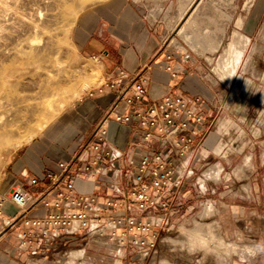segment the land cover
I'll return each instance as SVG.
<instances>
[{
  "label": "rangeland",
  "instance_id": "obj_1",
  "mask_svg": "<svg viewBox=\"0 0 264 264\" xmlns=\"http://www.w3.org/2000/svg\"><path fill=\"white\" fill-rule=\"evenodd\" d=\"M103 2L107 0H0V194L18 182L12 169L26 148L38 144L47 131L54 134L63 111L98 92L99 63L79 51L71 27L81 11ZM189 4L177 27L168 29L166 43L172 44L171 38L183 43L181 50L197 59L206 81L213 102L205 120L206 146L200 147L184 196L168 225L159 230L155 245L130 254L137 253L142 264H197L195 257L204 250L190 247L204 236L210 249L201 264H213L211 255L225 264H264V0H190ZM190 13L198 17L197 29L190 27L178 35ZM216 26H224L221 45L218 42L209 59L204 51L212 48L207 49L204 36ZM233 32L249 38L228 79V69L216 68L222 59L231 62L234 57L225 51ZM196 37L203 38L198 42L192 39ZM196 178L206 186L203 192ZM207 206L213 208L210 215ZM214 221L220 226L212 225ZM226 243L234 245L229 252Z\"/></svg>",
  "mask_w": 264,
  "mask_h": 264
},
{
  "label": "built area",
  "instance_id": "obj_2",
  "mask_svg": "<svg viewBox=\"0 0 264 264\" xmlns=\"http://www.w3.org/2000/svg\"><path fill=\"white\" fill-rule=\"evenodd\" d=\"M178 53L185 52L180 49ZM170 58L168 52L166 59ZM164 67L172 74L177 72L168 61ZM144 79L138 72L130 81L100 82L97 91L111 87L114 100L80 145L79 151L86 150L87 156L81 158L75 153L68 160H59L58 170H45L42 178L30 175L27 183L31 186H38L42 179L49 180L40 189H29L17 182L0 194V233L15 224L20 229V243L28 249L79 235L111 244L118 257L129 247L144 253L155 245L159 230L168 225L171 213L184 196V185L194 172L204 143L205 120L211 113L206 114L204 98L199 94L167 93L147 100ZM109 117L138 126L133 145L154 143L147 150L131 152L126 168L119 162L125 155L124 148L108 139L104 122ZM119 175L126 177L122 190L116 180ZM76 178L102 181L119 194L97 201L91 193L76 189ZM196 182L203 192L206 186L197 178ZM53 189L56 194L49 196ZM7 202L16 210L4 217ZM33 206L41 208V213L27 214ZM84 251L83 246L65 250L64 262L68 263L67 258L74 253L77 258L83 257Z\"/></svg>",
  "mask_w": 264,
  "mask_h": 264
},
{
  "label": "crops",
  "instance_id": "obj_3",
  "mask_svg": "<svg viewBox=\"0 0 264 264\" xmlns=\"http://www.w3.org/2000/svg\"><path fill=\"white\" fill-rule=\"evenodd\" d=\"M189 2L190 0H107L80 12L71 27V37L79 51L98 61L102 77L100 82L109 79L130 81L140 72L145 77L147 100L158 99L167 93H182L186 96L199 94L204 98L203 109L209 114L213 102L211 94L208 89L206 90L202 71L196 64L197 59L187 57L185 53H178L180 48L166 43L169 23L176 20L178 14L187 11V7L191 4ZM180 4L186 5L182 8ZM214 47L217 48L218 45ZM168 52L171 53L170 59H166ZM165 61L176 67L175 74L164 67ZM113 100L114 90L105 86L103 90L82 98L76 105L63 111L59 126L54 128L58 130L54 134L53 131H47L39 138L38 144L28 146L17 160L12 169L14 179L26 188L37 190L49 180L42 179L38 186H31L27 183L30 175L42 178L45 170L56 172L57 162L68 160L75 153L81 158L86 157V150L79 151L81 139L89 137L97 123L107 114ZM104 125L107 128L108 139L124 148L125 155L119 162L125 168L131 152L139 153L154 145L153 142L133 145L138 126L131 122L121 124L109 117ZM212 139V136L209 137L208 142L211 143ZM203 146H206L205 142ZM215 150H218L216 146ZM116 180L121 190L124 189L126 177L119 175ZM74 184L80 192L91 193L97 201L119 194L113 186L102 181L76 178ZM61 188L65 189L63 185ZM55 194V189L48 193L49 196ZM36 207H31L27 214L41 213V208ZM15 210V205L10 202L5 203L4 217H9ZM19 234L20 229L15 224L0 233V264H140V262L142 264L143 262L141 257H137V253L130 254L134 248L129 247L123 256L118 257L111 244L79 235L58 239L51 244L47 243L43 248L35 244L28 249L20 243ZM76 246L85 248L84 256L77 258L74 253L67 258L68 263L64 262L66 256L63 252Z\"/></svg>",
  "mask_w": 264,
  "mask_h": 264
},
{
  "label": "bare ground",
  "instance_id": "obj_4",
  "mask_svg": "<svg viewBox=\"0 0 264 264\" xmlns=\"http://www.w3.org/2000/svg\"><path fill=\"white\" fill-rule=\"evenodd\" d=\"M181 1V0H180ZM220 2V1H219ZM181 3V2H180ZM185 3H186V1H185ZM199 3V2H198ZM181 5V7L183 8V6H185L184 4H180ZM208 7V6H207ZM181 8V9H182ZM188 8V7H187ZM194 8V7H193ZM199 8V7H198ZM200 10V9H199ZM202 10V9H201ZM217 10V9H216ZM219 10V9H218ZM180 11V10H179ZM209 11V10H208ZM211 11V10H210ZM220 11V10H219ZM198 12V11H197ZM186 13V12H185ZM184 12L183 13H181V14H178V18L176 19V20H174V21H172V22H170L169 24H170V28H176L177 27V23H178V19L179 18H181L184 14H185ZM195 13V12H194ZM194 13H190L191 15H189L187 18H185L186 20L184 21V22H182V24L178 27V29H177V34L179 35H182V33L184 32H187V30H188V28H193L194 27V29H195V27H196V29H197V25H199V24H197V19H198V17H196V14H194ZM199 13V12H198ZM214 14H215V12H213ZM212 13V14H213ZM200 14V13H199ZM218 14V13H217ZM201 15V14H200ZM216 15V14H215ZM228 16H229V14H227ZM203 16V15H202ZM211 16V15H210ZM214 16V15H213ZM209 17V16H208ZM220 17V16H219ZM218 16H217V18H219ZM202 18V17H201ZM210 18V17H209ZM213 18V17H212ZM217 18H216V21H217ZM221 18V17H220ZM225 18V17H224ZM175 19V18H174ZM170 20V19H169ZM206 20V19H205ZM182 21V20H181ZM200 21V20H199ZM198 21V22H199ZM208 21V20H207ZM201 22V21H200ZM206 23V22H205ZM199 27V26H198ZM224 27V26H223ZM223 27L221 26V27H219V26H216V28H215V30L213 29L211 32H208L207 33V36L205 37L204 36V40H205V45H207L206 47H207V49H208V46L209 47H212V49L211 50H208V51H204L201 47H200V44H199V46H197V47H199L200 49H202V51H204V52H206L205 53V55H206V58H209V59H212V57L214 56V54H215V48L216 47H214L215 45H218V42L222 39V34H223ZM200 28V27H199ZM212 28V27H211ZM202 30V29H201ZM195 31V30H194ZM216 31V32H215ZM234 31V30H233ZM205 31H203V33H204ZM183 33V34H184ZM189 34V33H188ZM194 34V33H193ZM206 34V33H205ZM191 35L192 34H190V37H191ZM198 35H199V33H198ZM244 35V34H243ZM203 36V35H202ZM183 37V36H182ZM230 37H232L231 38V40L229 41L228 40V46L226 47V49H225V51H226V53L229 55V54H232V55H234V57H233V59H232V61L230 62V61H228L227 62V59H228V57H227V59H222V61L218 64V67L216 68V70H217V72H221V70H223V68H226V69H228V75H227V78L229 79V78H231L232 77V75H233V73H234V71H235V69H236V67H237V62L240 60V58H241V55H242V53H243V47L245 46V45H247V42H248V38L249 37H247V36H242L241 35V33H238V32H233V34H232V36H230ZM200 40L201 38H203V37H196V38H192V39H196L197 41H198V39ZM171 39H173V43L175 44H177V46H178V48H180V49H184V47H185V45L183 44V43H181L180 41H178L177 39H175V38H171ZM191 39V40H192ZM187 40V39H186ZM190 40V39H189ZM202 40V39H201ZM171 41V40H170ZM196 41V43H198ZM193 42V41H192ZM221 42V41H220ZM172 43V44H173ZM194 44V46L195 45H198V44ZM201 43V42H200ZM203 43V42H202ZM192 44V45H193ZM226 44V43H225ZM252 44V43H251ZM221 45V44H220ZM196 47V46H195ZM203 47V46H202ZM205 48V47H204ZM199 50V49H198ZM197 51V50H196ZM200 52V51H199ZM224 54V53H223ZM227 55V56H228ZM226 56V55H225ZM225 56H223V58L225 57ZM226 58V57H225ZM230 58V57H229ZM246 59V58H245ZM217 60V59H216ZM253 60V59H252ZM229 62H230V64H229ZM220 65V66H219ZM246 65V64H245ZM4 72H5V70H4ZM224 72V71H223ZM226 72V71H225ZM224 72V73H225ZM224 73H223V75H224ZM243 73V72H242ZM222 75V74H221ZM220 75V76H221ZM225 77V76H224ZM226 78V77H225ZM6 80L7 79H9L8 77H6L5 78ZM236 85V84H235ZM241 140V139H240ZM248 160V159H247ZM245 162H246V160H245ZM217 165V164H216ZM209 169V168H208ZM210 172H212V171H208V173H210ZM204 173H205V171H204ZM212 174V173H211ZM205 175H206V173H205ZM212 176V175H211ZM214 205V204H213ZM211 206V205H210ZM210 206H207V214H209L210 213V211L213 209L212 207H210ZM216 209V208H215ZM213 211V210H212ZM210 215V214H209ZM192 224V223H191ZM209 224V223H208ZM212 225H214V226H216V227H218V226H220L217 222H213V223H211ZM215 227V228H216ZM210 229V228H209ZM211 230H212V228H211ZM210 230V231H211ZM201 232V231H200ZM213 232V231H212ZM215 233V232H214ZM213 233V234H214ZM192 234H194L193 232H192ZM191 234V235H192ZM203 234V233H202ZM212 234V235H213ZM191 235H190V237H191ZM209 235H210V233H209ZM209 235H207V236H209ZM206 236V235H205ZM214 236V235H213ZM202 237V236H201ZM201 237H199V238H201ZM204 237V236H203ZM202 237V238H203ZM195 238V237H194ZM200 239V240H198L197 238L194 240V242H193V245H195V246H193V247H190V249L191 250H193V251H201V249H202V251L203 252H201L200 254H198V255H196V259H195V261H197V264H201V262H202V260L204 259V257H206V255H204V253H207L209 250H208V246H209V244H207V242H208V240L204 237V239H206L207 240V242L204 240L203 241V239ZM216 239H217V241L219 242V243H223V244H225L224 242H225V239L222 237V236H219V235H216ZM215 239V240H216ZM188 241V240H187ZM196 242V243H195ZM201 242V243H200ZM201 245H200V244ZM197 244H199V246H197ZM232 243H228V245H227V243H226V250L228 251L229 250V248H231V246L233 245H231ZM189 246V245H188ZM234 246V245H233ZM237 246V245H236ZM208 247V248H207ZM184 248V247H183ZM213 248V247H212ZM234 248V247H233ZM181 249V248H180ZM210 249V248H209ZM235 249V248H234ZM241 249V248H240ZM240 249H238V250H240ZM208 250V251H207ZM218 250V249H217ZM216 250V251H217ZM231 250V249H230ZM237 250V249H236ZM249 250V249H248ZM188 251V250H187ZM212 251H214V249L212 250ZM211 251V252H212ZM215 251V252H216ZM220 251V250H219ZM222 251V250H221ZM226 251V252H227ZM250 251H252V249L250 250ZM186 252V251H185ZM229 252V251H228ZM232 252V251H231ZM235 252H237V251H235ZM234 252V253H235ZM196 253V252H195ZM213 253V252H212ZM238 253V252H237ZM214 254V253H213ZM251 254V253H250ZM254 254V253H253ZM218 255V254H217ZM222 255V254H221ZM232 255V254H231ZM211 257V260L213 261V264H225V262H223V261H218V260H216L215 258H216V255H215V258H213L212 257V255L210 256ZM209 256H208V258H210ZM84 259V258H83ZM208 260V259H207ZM210 260V261H211ZM164 261H165V259H164ZM163 261V262H164ZM83 262V261H82ZM81 262V263H82ZM84 263V262H83ZM227 264V263H226Z\"/></svg>",
  "mask_w": 264,
  "mask_h": 264
}]
</instances>
